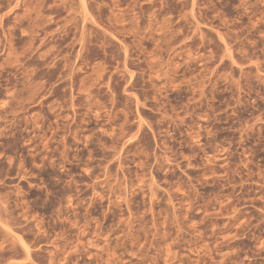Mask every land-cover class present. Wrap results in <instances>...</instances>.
Listing matches in <instances>:
<instances>
[{
    "label": "rangeland",
    "instance_id": "obj_1",
    "mask_svg": "<svg viewBox=\"0 0 264 264\" xmlns=\"http://www.w3.org/2000/svg\"><path fill=\"white\" fill-rule=\"evenodd\" d=\"M0 264H264V0H0Z\"/></svg>",
    "mask_w": 264,
    "mask_h": 264
}]
</instances>
